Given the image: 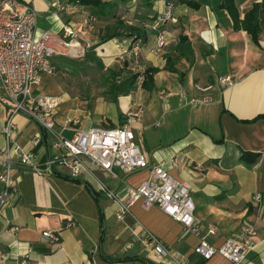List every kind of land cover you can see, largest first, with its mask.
Segmentation results:
<instances>
[{
	"label": "crops",
	"instance_id": "1",
	"mask_svg": "<svg viewBox=\"0 0 264 264\" xmlns=\"http://www.w3.org/2000/svg\"><path fill=\"white\" fill-rule=\"evenodd\" d=\"M107 1L117 4L123 19L132 22L137 9L129 8L130 0H124V6L118 0ZM187 1L199 8L175 0L174 21L163 25L166 45L161 54H150L155 32L147 31L138 40L142 49L134 66L119 58L132 40L121 37L101 43V23L83 24L88 8L67 5L58 11L52 0L45 7L42 0H32L38 33L51 30L62 36L63 28L70 27L78 36L69 54L52 58L58 73L44 76L40 90L60 97L57 128L67 127L63 136L90 127L129 125L148 166L163 165L175 180L188 185L201 231L216 228L208 241L218 247L240 239L243 229L252 227L255 236L248 258L264 264V118L257 119L264 117V32L256 45L245 32L233 30L229 15L220 9L222 0ZM260 1L235 0L240 17ZM164 2L153 0L152 7L140 13L158 17ZM180 35L187 37L188 49L179 42ZM87 42L92 48L85 50ZM147 68L158 69L147 89L138 81L132 91L116 98L82 102L67 88L69 77L90 81L86 71L95 75L111 71L119 75V82ZM162 90L167 94L164 100L159 96ZM205 96L209 102H202ZM194 99L198 104L192 105ZM8 114V106H0V127ZM29 122L33 121L21 115L14 118L16 140L28 150L34 135L44 137L41 128H29ZM0 137L2 149L1 132ZM35 151L39 161L52 153L44 144ZM243 152L260 156L250 164L241 158ZM93 174L115 198L100 192L94 180L72 178L63 168L38 174L15 166L12 180L17 193L0 214V264H169L144 247L149 236L182 264H230L218 255L202 260L193 252L195 235L156 208L144 210L140 201L119 217L130 190L148 178V170L119 174L118 179L100 170ZM44 231L57 233L59 243L43 239Z\"/></svg>",
	"mask_w": 264,
	"mask_h": 264
},
{
	"label": "built area",
	"instance_id": "2",
	"mask_svg": "<svg viewBox=\"0 0 264 264\" xmlns=\"http://www.w3.org/2000/svg\"><path fill=\"white\" fill-rule=\"evenodd\" d=\"M61 1L54 0L52 7L63 10ZM174 2L165 0L163 12L153 23L145 25L146 29L155 32L154 43L149 50L152 55H160L166 45L163 25L167 21H174ZM96 21V17L88 15L83 24L87 27ZM37 25L38 14L32 0H0V106L7 105L9 108L8 118L0 127L5 141L4 148L0 149V214L17 193L12 180L15 166L38 174H51L53 169L63 168L72 178L94 180L99 191L112 199L115 198L114 193L94 176V170H100L113 179H118L119 174L124 176L148 170V178L130 190L127 203L121 205L119 217L128 211L132 203L140 201L144 210L156 208L181 225L186 232L195 235L198 243L193 252L202 260L218 255L230 264H253L248 254L253 247L255 230L245 227L240 239H229L218 247L213 246L207 237L214 235L216 228L210 226L206 233L201 231L188 185L175 180L163 165L148 166L129 125L117 128L90 127L74 131L70 138L63 136L62 131L67 127L64 126L62 130L57 128L61 99L42 93L40 86L42 78L54 72L52 58L69 54L78 36L70 27L63 28L62 36L51 30L38 33ZM84 48L91 49L92 45L87 42ZM141 49V42H131L119 58L136 66ZM144 71L139 73L138 81L143 80ZM220 82L226 84L225 79ZM207 90L209 88L201 89L202 92ZM159 96L162 100L167 98L163 90ZM209 101L206 96L202 100L204 103ZM198 102L195 99L191 101L192 105ZM17 115L35 122L44 133V137L36 134L29 140L30 150L16 140L14 118ZM67 123L75 122L67 120ZM42 144L52 149V153L44 161H39L35 148ZM69 226H73V223ZM41 235L52 244L59 243L57 233L44 231ZM143 245L155 258L165 259L169 264H182L151 236L143 241Z\"/></svg>",
	"mask_w": 264,
	"mask_h": 264
},
{
	"label": "trees",
	"instance_id": "3",
	"mask_svg": "<svg viewBox=\"0 0 264 264\" xmlns=\"http://www.w3.org/2000/svg\"><path fill=\"white\" fill-rule=\"evenodd\" d=\"M153 0H140V5L135 13V16L131 18L132 22L128 19H123L121 10L117 8V4H112L109 1L104 0H68V5H78L81 7L88 8L90 13L98 17L99 21L102 19V22L99 27V35L101 43H106L114 38L124 37L126 39H131L132 43L141 42L139 39L143 40L146 32L150 31L146 29L145 25L153 23L157 17L142 16L140 13L142 8L150 9L152 7ZM180 4H184L191 9H198L199 6L191 3L187 0H178ZM220 9L225 10L229 15L234 31H243L251 37V40L258 45L259 36L264 32V0H261L259 3L253 4L252 8L243 16L240 17L238 10L235 5V0H222L220 4ZM97 12V13H96ZM95 17V16H94ZM97 20V18H96ZM131 24H129V23ZM134 22V23H133ZM99 23V22H98ZM95 24V23H94ZM179 42L185 45V48L188 49L189 42L186 36L180 35ZM187 51V50H186ZM191 55V51L189 52ZM96 60V67L100 70L103 69V66L99 61ZM172 60H167V65L172 66ZM52 66L54 68V73H58L59 68H55L53 60ZM158 72V69L147 68L143 73V80L140 83L141 88L147 89L149 85L152 84L154 75ZM107 73V72H106ZM52 74V75H53ZM108 74L111 76L110 81H105L109 84L110 94L116 98L118 94H127L135 88L138 78L141 74L135 73L131 75L126 80H116L119 75L108 71ZM106 83V84H107ZM264 118V117H257ZM259 154H249L242 153L241 158L246 163H254Z\"/></svg>",
	"mask_w": 264,
	"mask_h": 264
},
{
	"label": "rangeland",
	"instance_id": "4",
	"mask_svg": "<svg viewBox=\"0 0 264 264\" xmlns=\"http://www.w3.org/2000/svg\"><path fill=\"white\" fill-rule=\"evenodd\" d=\"M53 1L54 0H52V2ZM104 1H107V0H104ZM127 1L128 0H126V2ZM139 1L140 0H130L129 3L131 4V6L129 8L134 9L135 6H136L135 9L138 8L140 5ZM42 2H44V7H45V5H47V0H42ZM117 2L124 6V3H125L124 0H118ZM36 3H37V1L35 2V4ZM61 5L63 6V9L66 8V0H62ZM126 6H128V5H126ZM88 15H92V16H95L97 18V21L95 23H98V22L103 23L102 19H100V21H99L96 14L93 15V14L89 13ZM86 73H88L90 78H91L90 81H88V82L83 81L82 79H79V78H76V79L72 78V77L68 78L67 88L71 92L70 95L71 96H77L74 98H78L82 102H90L92 100V98H98V99H104V100L108 99V96L111 95L110 90H109L110 86L105 81H107L108 79H111V76L108 73H106L105 75L100 74V73H98V75H95V72H92L94 74H90L89 71H86ZM108 81H110V80H108ZM84 124H85V122L82 121V123H81L82 127L84 126ZM29 128H33V129L37 130L38 126L34 122H29ZM64 136L67 138H70V135H64ZM0 140H1V137H0Z\"/></svg>",
	"mask_w": 264,
	"mask_h": 264
}]
</instances>
